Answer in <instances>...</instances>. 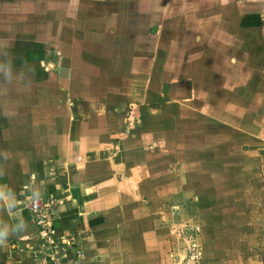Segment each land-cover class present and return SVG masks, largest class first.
<instances>
[{
	"label": "crops",
	"instance_id": "obj_1",
	"mask_svg": "<svg viewBox=\"0 0 264 264\" xmlns=\"http://www.w3.org/2000/svg\"><path fill=\"white\" fill-rule=\"evenodd\" d=\"M172 1L0 0V56L7 51L15 60L0 59V264H42L41 254L30 253L41 248L26 207L30 199L54 201V236L63 241L67 264H148L147 237L154 234L136 194H142L143 147L134 153L129 108L118 109L123 97L110 94L115 86L108 90L127 80L110 78L112 67L122 64L113 63L112 53L135 46L156 65L148 80L171 79L164 87L174 85L175 98L192 103L202 85L199 98L209 116L212 86L222 91L218 100L235 96L220 75L227 61H241L250 71L264 63V0ZM60 20L64 77L54 74L63 64L46 58L44 47ZM71 20L76 27L67 26ZM42 21L45 32L33 31ZM31 32L41 36L30 44L17 40ZM80 32L98 36L99 43L72 40ZM9 35L16 36L11 44ZM85 49L100 59L97 66L82 59ZM253 83L256 92L264 89V79Z\"/></svg>",
	"mask_w": 264,
	"mask_h": 264
},
{
	"label": "rangeland",
	"instance_id": "obj_2",
	"mask_svg": "<svg viewBox=\"0 0 264 264\" xmlns=\"http://www.w3.org/2000/svg\"><path fill=\"white\" fill-rule=\"evenodd\" d=\"M173 4L169 0L168 5ZM28 22L31 29L34 21ZM69 23L67 26L76 27L72 20ZM53 24V35L45 40L46 58L62 62L54 74L64 77V21ZM47 28V21H42L33 31L45 32ZM40 36L31 32L17 40L30 44ZM15 37L9 35L6 43L11 44ZM72 40L99 43L98 36L83 32ZM150 49L156 52L155 43ZM117 52L111 55L113 63L120 61L122 66H113L110 78L127 76V80L122 85H109L108 90L115 86L117 92L110 94L123 97L116 103L118 109L129 108L125 121L132 125L137 144L134 153L143 147L142 194L140 190L136 194L140 195L138 203L147 208L149 234L156 235L147 237L148 264H264V89L256 92L253 83L264 79V63L250 71L245 63L229 60L223 72L218 62L214 64L212 70L216 75L221 72L235 96L218 100L222 91L212 86L214 109L209 116L204 98L200 99L202 85H196L198 92L192 103L175 98L174 85L164 87L171 79L148 80L156 65L143 60L135 46ZM8 54L3 52L0 59L15 62ZM82 59L91 65L100 63L97 55L86 49ZM240 74L244 77L238 85ZM188 90H184L185 96ZM126 97L129 103L124 101ZM225 111L235 116L229 117ZM19 250L25 251L23 247ZM31 250L37 256L41 248Z\"/></svg>",
	"mask_w": 264,
	"mask_h": 264
},
{
	"label": "built area",
	"instance_id": "obj_3",
	"mask_svg": "<svg viewBox=\"0 0 264 264\" xmlns=\"http://www.w3.org/2000/svg\"><path fill=\"white\" fill-rule=\"evenodd\" d=\"M29 211L32 214L34 222L38 227L41 250L38 252L42 255L44 264H67L63 250V241H59L54 236L52 208L54 201L49 200L41 202L30 199L28 202Z\"/></svg>",
	"mask_w": 264,
	"mask_h": 264
}]
</instances>
